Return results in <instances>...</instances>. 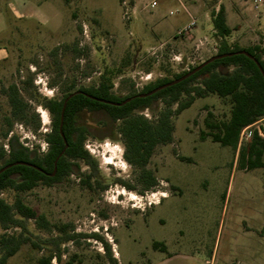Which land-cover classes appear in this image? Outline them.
<instances>
[{
	"label": "rangeland",
	"instance_id": "1",
	"mask_svg": "<svg viewBox=\"0 0 264 264\" xmlns=\"http://www.w3.org/2000/svg\"><path fill=\"white\" fill-rule=\"evenodd\" d=\"M253 2L0 0V49L9 51L0 61V145L8 150L9 138L17 135L40 155L48 150L53 118L41 98H62L69 87L98 83L103 73L111 77L112 91L125 96L213 56L221 37L212 11L220 5L233 29L229 43L260 46L264 57V5L255 9ZM193 20L190 33L178 34ZM12 84L30 106L27 120L11 114ZM164 107L159 101L158 109ZM230 109L228 98L209 94L175 114L172 141L158 144L147 164L158 183L144 191L138 170L125 157L122 136L105 117L86 111L84 146L97 162L96 180L90 186L81 181L90 168L77 159L79 168L66 180L2 191L8 202L20 196L44 217L28 221L30 242L6 264H42L51 252V264H111L105 243L118 264L159 263L169 253L182 254L173 264H192L187 255L200 264H264V166L250 168L240 156L254 128L264 134V117L241 131L237 148L203 134L209 131L207 119H227ZM138 112L157 119L158 111L150 108ZM64 227L76 236L62 240ZM155 241L167 251L154 248Z\"/></svg>",
	"mask_w": 264,
	"mask_h": 264
},
{
	"label": "trees",
	"instance_id": "2",
	"mask_svg": "<svg viewBox=\"0 0 264 264\" xmlns=\"http://www.w3.org/2000/svg\"><path fill=\"white\" fill-rule=\"evenodd\" d=\"M212 24L217 35L221 37L214 55L233 54L207 63L200 70L176 84L161 88L152 94L140 96L185 75L202 62L190 66L183 72L175 73L173 77L165 76L149 82L141 90L125 96L112 91V79L103 73L98 85L82 86L83 92H76L68 99L67 97L76 90L74 86L68 88L63 98H41L40 102L50 111L53 118L51 131L46 135L48 150L40 155L36 149H30L21 143L17 135H12L9 138L8 150L0 145V168L9 163L25 161L43 170L52 171L57 159L56 174L54 177H49L31 165L14 164L0 173V193L8 189L16 192L30 190L42 180L46 183L62 180L79 168L75 162L77 159L86 161L94 172H97V162L84 146L89 133L88 127L83 124V114L86 111L105 117L108 120L106 124L122 136L125 157L138 170V182L142 184L143 191L158 183L154 171L147 167L155 147L160 143L172 141L175 131L173 116L191 106L196 98L217 94L229 99L231 103L229 118L207 119L209 131L203 134L210 135L213 141L224 146L237 148L241 131L264 117V76L254 59L237 52L240 50L250 52L264 69L263 50L260 46L240 47L229 43L227 37L233 29L228 24L224 5L212 11ZM24 83L27 88L33 86L32 79H27ZM128 98L130 100L124 102ZM66 99L63 125L60 130L61 112ZM161 100L165 101V107L159 110L158 103ZM8 101L11 114L15 118L28 119L30 106L16 84L10 85L8 89ZM174 103L177 104L176 108H173ZM144 108L158 111L157 119L152 121L138 112ZM62 134L67 140L66 148ZM251 135L247 151L245 148L241 149L240 156L246 158L250 168L264 166V134H260L259 130L254 128ZM62 151H64L63 154L58 158ZM90 181L91 175L83 180L89 186ZM124 185L134 188L130 184ZM41 218L44 217L38 215L35 209L27 205L20 196H16L12 202L0 197V228L4 231L0 233V264H6L24 244L30 242L28 221ZM8 228H20V231L7 233L5 230ZM63 230L65 235L61 238L62 240L73 239L76 236L69 233L66 227ZM94 235L101 238L98 234ZM105 248L110 256L111 264H118L117 259L112 256L108 243H105ZM154 248L167 251L166 245L159 241L154 242ZM52 256L51 252L48 256L42 257L41 263L51 264ZM58 256L61 257L60 252Z\"/></svg>",
	"mask_w": 264,
	"mask_h": 264
},
{
	"label": "water",
	"instance_id": "3",
	"mask_svg": "<svg viewBox=\"0 0 264 264\" xmlns=\"http://www.w3.org/2000/svg\"><path fill=\"white\" fill-rule=\"evenodd\" d=\"M237 53L245 54V55H247L248 57L254 59V60L256 61L257 65H258L259 69L261 70L263 76H264V69H263V67L261 66L260 62H259V61H258V60H257V59H256L251 53H250V52H248V51H246V50H240V51H238ZM232 54H233V53H224V54H216V55H213V56L209 57L208 59H206L205 61H203L200 65H198V66L195 67L194 69L190 70V71H189L188 73H186L185 75H183V76H181V77H179V78H177V79H174V80H172V81H170V82H168V83H165V84H163V85H161V86H158V87H156L155 89L151 90L150 92H148V93H146V94H140V96H143V95H149V94H152V93L156 92L157 90H160L161 88H164V87H166V86H170V85L176 84V83H178V82L184 80L185 78L189 77L190 75H192V74L195 73L196 71L200 70V69H201L203 66H205L207 63H209V62H211V61H213V60H215V59H218V58H222V57H225V56H230V55H232ZM76 92H81V91H75V92H73L72 94H70V95L68 96V98L71 97V96H72L73 94H75ZM68 98H67V99H68ZM67 99H66V101L64 102V105H63V108H62V112H61L60 130H62L63 118H64V110H65V107H66ZM129 100H130V98L126 99L124 102L129 101ZM110 103H114V102H110ZM62 135H63L64 141H65V148H66L67 145H68V144H67V140H66V137L64 136V134H62ZM63 152H64V151H62V152L59 154L58 158L63 154ZM56 163H57V159H56V161H55V167H54V171L52 172V174H54V173L56 172V169H57ZM14 164H27V165H31V166H33V167L39 169V170H42V168H40L39 166H36V165H34V164H32V163L25 162V161H17V162L9 163V164H7V165L1 167V168H0V173L3 172L5 169L11 167V166L14 165Z\"/></svg>",
	"mask_w": 264,
	"mask_h": 264
},
{
	"label": "crops",
	"instance_id": "4",
	"mask_svg": "<svg viewBox=\"0 0 264 264\" xmlns=\"http://www.w3.org/2000/svg\"><path fill=\"white\" fill-rule=\"evenodd\" d=\"M11 8L17 17L21 15V13L16 9V6L13 4V2L11 3ZM8 56H9V51H7L6 49H0V61L6 59ZM168 194L169 193H166L164 196H167ZM179 255H182V254H171V253H169L161 262L149 263V264H173V259ZM210 255H211L212 260L215 259V257H216L215 251H211ZM185 259L190 260L191 261L190 263H192V264H200L201 263L197 259H194L193 256L190 257L187 255Z\"/></svg>",
	"mask_w": 264,
	"mask_h": 264
},
{
	"label": "flooded vegetation",
	"instance_id": "5",
	"mask_svg": "<svg viewBox=\"0 0 264 264\" xmlns=\"http://www.w3.org/2000/svg\"><path fill=\"white\" fill-rule=\"evenodd\" d=\"M99 84V82L98 83H96V84H90V85H85L84 87H91V86H94V85H98ZM81 87L82 86H80V87H78V88H76V90L75 91H81V92H83V90L81 89ZM75 91H73V92H75ZM72 94V93H71ZM63 98V97H62ZM68 98V97H67ZM88 149V148H87ZM82 161H84V160H82ZM86 164H87V166L90 168V170H89V172L87 173V175H85V178L84 179H87V177L89 176V175H91V180H96V178H97V172H94V169L90 166V164H88L86 161H84ZM42 171V173H44L45 175H47V176H49V177H54L55 176V174H56V172L54 173V174H52V172L54 171V169L52 170V171H47V170H41ZM56 171H57V169H56ZM72 175H75V172L73 171V172H71L68 176H66L64 179H62V180H54V181H51L50 183H46L45 181H40V182H38L34 187H36L37 185H39V184H44V185H47V184H52V183H55V182H59V181H63V180H66L67 178H69L70 176H72ZM83 178H81V181L83 182V180H84ZM118 181H120L121 183H124V184H128V183H126V181H122L121 179H118ZM85 183V182H84Z\"/></svg>",
	"mask_w": 264,
	"mask_h": 264
},
{
	"label": "built area",
	"instance_id": "6",
	"mask_svg": "<svg viewBox=\"0 0 264 264\" xmlns=\"http://www.w3.org/2000/svg\"><path fill=\"white\" fill-rule=\"evenodd\" d=\"M155 5V2L152 3V6ZM264 5V0H254L253 2V7L255 9H259L260 7H262ZM174 12L171 11V14H173ZM196 26V21L193 20L191 21L190 23H188L187 25H185L184 27L180 28L178 30V34H181V35H186L188 33L191 32V30ZM247 127H245L243 130H245ZM89 150H91L88 146V144L85 145Z\"/></svg>",
	"mask_w": 264,
	"mask_h": 264
}]
</instances>
